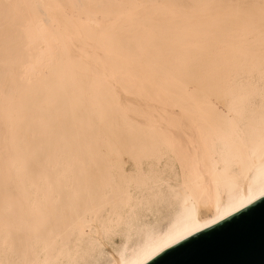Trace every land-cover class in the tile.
Wrapping results in <instances>:
<instances>
[{"label":"bare ground","instance_id":"bare-ground-1","mask_svg":"<svg viewBox=\"0 0 264 264\" xmlns=\"http://www.w3.org/2000/svg\"><path fill=\"white\" fill-rule=\"evenodd\" d=\"M264 194V0H0V264H144Z\"/></svg>","mask_w":264,"mask_h":264},{"label":"water","instance_id":"water-1","mask_svg":"<svg viewBox=\"0 0 264 264\" xmlns=\"http://www.w3.org/2000/svg\"><path fill=\"white\" fill-rule=\"evenodd\" d=\"M144 264H264V194Z\"/></svg>","mask_w":264,"mask_h":264}]
</instances>
